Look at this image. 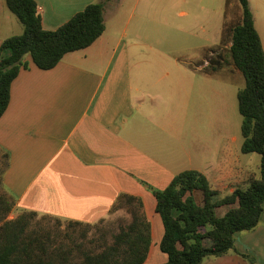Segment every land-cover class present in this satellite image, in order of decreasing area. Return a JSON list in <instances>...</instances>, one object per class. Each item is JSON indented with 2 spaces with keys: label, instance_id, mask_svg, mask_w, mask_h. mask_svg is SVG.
Returning a JSON list of instances; mask_svg holds the SVG:
<instances>
[{
  "label": "crops",
  "instance_id": "0c3cea01",
  "mask_svg": "<svg viewBox=\"0 0 264 264\" xmlns=\"http://www.w3.org/2000/svg\"><path fill=\"white\" fill-rule=\"evenodd\" d=\"M98 1L104 30L89 46L48 69L27 54L28 67L11 82L0 116V224L22 210L95 223L119 194L138 196L151 226L141 264H159L167 256L150 187L163 189L175 174L195 169L223 196L260 176L259 164L258 173L249 170L251 152H242L243 136L229 117L240 70L230 62V73L220 75L225 65L213 55L225 41L230 46L242 9L239 0L170 1L187 7L179 32L197 62L148 63L136 41L155 17L152 0H35L45 29ZM248 3L264 50V0ZM22 31L0 0V44ZM201 264H264V204L253 229L236 232L232 249Z\"/></svg>",
  "mask_w": 264,
  "mask_h": 264
},
{
  "label": "trees",
  "instance_id": "16d2710c",
  "mask_svg": "<svg viewBox=\"0 0 264 264\" xmlns=\"http://www.w3.org/2000/svg\"><path fill=\"white\" fill-rule=\"evenodd\" d=\"M239 2L242 16L232 28L228 53L244 77V86L237 91L241 150L260 155V176L223 196L195 169L175 174L163 189L150 187L163 226L159 249L167 256L159 264H201L205 257L226 254L234 247V234L253 229L262 212L264 50L248 0ZM6 4L22 23L23 31L0 44V116L8 106L12 80L20 69L28 67L24 60L27 54L37 67L52 68L66 53L89 46L104 30L103 1L87 4L55 29L42 26L35 0H6ZM196 192L201 194L199 201ZM222 205L232 206L218 214ZM119 209L127 218H118L110 226H98L105 217L86 223L40 214L54 218L62 230L41 226L37 212L22 210L0 224V264H141L151 242V226L142 200L121 193L108 214Z\"/></svg>",
  "mask_w": 264,
  "mask_h": 264
},
{
  "label": "rangeland",
  "instance_id": "374dc122",
  "mask_svg": "<svg viewBox=\"0 0 264 264\" xmlns=\"http://www.w3.org/2000/svg\"><path fill=\"white\" fill-rule=\"evenodd\" d=\"M151 8H149L150 14L152 11L155 12L154 19H151L150 24L140 30V35L136 41V47L138 48V55L142 59L150 60L148 63H196L197 61L191 57L196 52L194 49H190L188 46L183 44V41L180 37L179 24L185 18L181 14L182 10L187 9L184 5H180L178 2L173 0H152ZM140 2V0H139ZM140 13L139 8L135 11V16ZM164 13L165 16L160 14ZM131 21L135 20L134 17ZM153 16V15H152ZM193 31L199 33L198 28H193ZM128 40V39H127ZM229 45L227 41L223 43L222 46L216 51V54H213L217 58L218 62L224 64L223 69L220 70V75H228V65L230 64L229 60ZM197 54V53H196ZM173 65V64H172ZM239 71V70H238ZM239 79L236 80L234 86L243 87L244 86V77L239 71ZM229 117L234 123V132L241 139V115L237 108V97H233V115L229 112ZM251 158L248 161V168L254 173H258V164H259V154L256 152H251ZM196 199L199 201L201 198L200 192L195 193ZM127 218V214L123 209L116 210L115 212L108 214L105 217L103 223H99L98 226H110L116 224L118 218ZM38 222L46 227H57V229H64L62 226H59L54 218L52 217H42L37 215L36 217ZM94 227L91 232L94 231ZM55 230V228H54Z\"/></svg>",
  "mask_w": 264,
  "mask_h": 264
}]
</instances>
